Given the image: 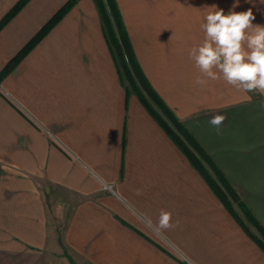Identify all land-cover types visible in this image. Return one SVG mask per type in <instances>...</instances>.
Segmentation results:
<instances>
[{
	"label": "crops",
	"instance_id": "crops-1",
	"mask_svg": "<svg viewBox=\"0 0 264 264\" xmlns=\"http://www.w3.org/2000/svg\"><path fill=\"white\" fill-rule=\"evenodd\" d=\"M17 1L0 0V19ZM66 1L28 0L10 18L0 70ZM116 3L151 87L264 227V95L223 80L197 85L188 55L208 7L251 9L264 26V0ZM215 115L226 117L219 130ZM161 209L175 227H156ZM0 264H264V250L126 91L94 0H78L0 79Z\"/></svg>",
	"mask_w": 264,
	"mask_h": 264
},
{
	"label": "trees",
	"instance_id": "trees-1",
	"mask_svg": "<svg viewBox=\"0 0 264 264\" xmlns=\"http://www.w3.org/2000/svg\"><path fill=\"white\" fill-rule=\"evenodd\" d=\"M28 0H18L0 19V29L14 16ZM78 0H67L25 43V45L0 70V79L20 61L70 10ZM98 10L104 36L117 66L120 81L126 91L136 94L148 112L156 119L174 142L188 157L192 165L200 172L218 198L233 215L244 231L264 250V227L255 218L248 206L240 199L222 172L215 166L210 157L197 144L192 135L178 120L173 111L166 105L158 93L151 87L133 54L126 29L116 0H94ZM126 76L129 87L125 84L122 73ZM160 111H156L154 108ZM207 165L209 170H206ZM211 170V173L209 172ZM235 204V205H234ZM255 228V232L251 230Z\"/></svg>",
	"mask_w": 264,
	"mask_h": 264
},
{
	"label": "clouds",
	"instance_id": "clouds-1",
	"mask_svg": "<svg viewBox=\"0 0 264 264\" xmlns=\"http://www.w3.org/2000/svg\"><path fill=\"white\" fill-rule=\"evenodd\" d=\"M208 8L200 24L203 41L188 53L201 74L195 83L204 86L208 80H223L245 94L264 95V26L253 25L251 9L225 14L216 5ZM225 119L224 115H215L210 124L219 130ZM175 226L172 213L161 209L156 227L168 230Z\"/></svg>",
	"mask_w": 264,
	"mask_h": 264
},
{
	"label": "rangeland",
	"instance_id": "rangeland-1",
	"mask_svg": "<svg viewBox=\"0 0 264 264\" xmlns=\"http://www.w3.org/2000/svg\"><path fill=\"white\" fill-rule=\"evenodd\" d=\"M122 77H123V80H124V82H125V84L129 87V85H128V81H127V79H126V76L124 75V72L122 73ZM154 108H155V110L156 111H160L158 108H156V106L154 105ZM161 112V111H160ZM205 167H206V170L208 169L209 170V168H207V165H204ZM210 173H211V170L209 171ZM235 205V204H234ZM251 229H252V231H256L255 230V228L254 227H251Z\"/></svg>",
	"mask_w": 264,
	"mask_h": 264
}]
</instances>
